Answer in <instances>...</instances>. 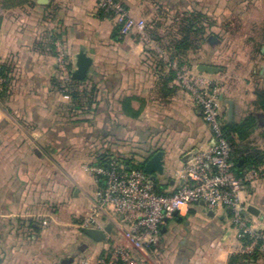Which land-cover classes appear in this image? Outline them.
I'll return each mask as SVG.
<instances>
[{
	"label": "crops",
	"instance_id": "crops-1",
	"mask_svg": "<svg viewBox=\"0 0 264 264\" xmlns=\"http://www.w3.org/2000/svg\"><path fill=\"white\" fill-rule=\"evenodd\" d=\"M13 1L0 0V64H12L15 78L13 94L6 104L0 102V264H64L71 257L69 264H99L103 250L121 236L113 225L107 239L98 242L78 226L99 188L97 173L85 167L101 166L102 154L133 167L163 150L165 171L156 174L155 184L171 192L180 184L187 154L209 146L212 133L177 77L168 80L157 70L160 43L146 45L137 33L114 39L115 22L100 14L98 0L7 4ZM123 1L130 14L141 19L155 3L156 10L162 8L157 11L161 20L173 7V0ZM222 1L226 6L231 0ZM175 4L180 13L198 8L209 13L211 6L200 0ZM253 44L249 37L242 45L252 50ZM81 47L93 57L88 76L99 103L71 119V99L55 88L65 76L57 51L62 48L74 62ZM214 62L196 63L192 69L221 81L223 111L227 118L226 99H232L233 120L238 121L254 111L255 88L264 86L263 69L257 79L253 69L252 76L235 77L237 81L228 78L223 66L216 74L197 69ZM126 98L130 108L140 111L138 116L127 114L122 103ZM251 140L264 146V125ZM243 198L260 209L258 216L247 214L250 223L264 228L263 176L248 185ZM83 243L86 247L78 251ZM254 250L244 249L228 209L195 203L186 216L165 221L157 243L144 254L149 264H230L232 255ZM258 256L246 264H264V249Z\"/></svg>",
	"mask_w": 264,
	"mask_h": 264
},
{
	"label": "built area",
	"instance_id": "built-area-1",
	"mask_svg": "<svg viewBox=\"0 0 264 264\" xmlns=\"http://www.w3.org/2000/svg\"><path fill=\"white\" fill-rule=\"evenodd\" d=\"M98 8L122 26L124 36L137 33L141 40L151 44L147 22L130 14L121 0H98ZM56 43L60 46L58 39ZM161 55H163L161 53ZM165 54L163 60L176 73L177 80L188 91L199 107L203 120L208 124L213 142L207 147L193 150L180 171V184L171 192L157 193L155 179L144 169L112 160L109 166H86L97 173L99 188L89 210L80 218L81 228L104 229L106 223L118 226L120 238L114 240L109 254L99 257V264H146L145 251L157 243L166 219L186 216L190 205L204 201L207 208H226L231 214L237 237L245 235L252 241L244 244L246 251L260 245L264 249V228L254 227L245 214L248 203L243 195L248 185L262 177L257 169L239 174L231 160V144L223 128V102L221 87L213 78L195 74L187 65H179L176 58ZM166 58V59H165ZM58 65L67 81H72L69 61L62 52ZM4 79L0 77V88ZM107 224V225H108ZM84 264L87 260L83 261Z\"/></svg>",
	"mask_w": 264,
	"mask_h": 264
},
{
	"label": "trees",
	"instance_id": "trees-1",
	"mask_svg": "<svg viewBox=\"0 0 264 264\" xmlns=\"http://www.w3.org/2000/svg\"><path fill=\"white\" fill-rule=\"evenodd\" d=\"M30 0H22V1H13L7 3L8 5L15 6L17 4L27 3ZM6 4V5H7ZM7 5V6H8ZM102 16H106L100 11ZM182 16L180 23L178 24V29L176 31L175 39L169 41V50L171 53V59L174 57L180 56L181 58L184 54L195 47L197 41L201 39L206 43H215L212 41L213 36L216 33H219L218 30V20L215 16H211L207 10L204 9H194L191 12L184 13ZM1 25V20H0ZM158 22H156V26ZM160 25V24H159ZM156 27V30H151L150 37L154 40H161V34L158 33V29L160 26ZM122 26L120 24H116L112 33V37L116 40H120L124 35L121 33ZM157 70L160 73L167 75L168 80L173 79L176 76V73L173 69H171L168 64L162 59H158ZM70 68L72 65H69ZM14 67L10 63H2L0 64V77L4 79L3 88L0 90V100L6 101L9 98V90L14 79ZM73 84H78L81 87V90L72 91V100L73 106L77 109L78 113L81 115L82 112L89 110L91 106L97 105L99 103L98 94L96 86L92 84V87L89 83V76L84 80H77L72 77ZM89 81V82H88ZM255 100L253 102L254 111L248 113L242 119L236 121H228L226 118V113L224 112L223 119V128L226 133L227 138L231 144V160L235 163V170L241 174L249 169H257L260 171L262 176L264 177V146H259L255 144L251 140V136L255 132V130L261 125L259 115L264 113V86L257 85L255 88ZM123 107L126 110L127 114L131 116H138L140 111H135L130 108V98H126L122 101ZM86 120V119H82ZM103 156V157H102ZM114 156L109 154H102L99 158L101 166L107 167L110 162L114 160ZM125 162V161H124ZM241 163V164H240ZM133 167H138L144 169V162L138 163ZM156 183V182H155ZM155 190L157 193H166L162 190H159L157 186H155ZM78 221V226L80 227ZM81 228V227H80ZM252 241V236L245 235L242 238V242L244 244H248ZM86 247V244L83 243L80 245L77 250L82 251ZM109 248L103 250L100 257L109 254ZM260 254V245H257L255 250L251 254H234L230 258V264H246L247 262H254L258 259V255ZM74 260L73 257L64 261V264H69ZM124 264V263H118Z\"/></svg>",
	"mask_w": 264,
	"mask_h": 264
},
{
	"label": "rangeland",
	"instance_id": "rangeland-1",
	"mask_svg": "<svg viewBox=\"0 0 264 264\" xmlns=\"http://www.w3.org/2000/svg\"><path fill=\"white\" fill-rule=\"evenodd\" d=\"M200 1L204 5L205 4L211 5L209 14L217 18L219 22L217 28L220 32L216 33L215 36H213L216 40L215 43L210 44L211 46L208 43L199 39L197 41L198 44H196L195 47H193L191 50L187 51L182 58L180 56L174 57L178 60L179 65L185 64L191 69V71L195 72V70H193L192 67H194L196 63L206 62L212 59L215 62L211 64H214L216 66L226 67L228 78H230L233 81H237L235 77H240L242 75L252 76L253 69H256L257 71L253 75L256 76V79L259 78V74H260L259 72L261 69H263V73H264V48H263L264 39L262 38L264 37V0H259L258 2L256 0H250L246 2L240 0L237 1L231 0L226 2V6L224 5L225 3L222 0H220L219 2L218 0H200ZM171 4L173 5V7H170V9L168 10V15L164 17L165 19L161 20L160 16H158L157 11L162 10V8L156 10V6L158 5V3H155L156 6L153 5L152 11H150L151 13H149L148 16H145V18H143L147 22L148 33H150L151 30L154 29L156 30V27L160 24L158 31H162L161 40L157 41L155 39L153 40L151 37L150 38L153 42L155 41L157 43H160L158 44L160 48L159 52H161L163 55L165 54L166 56L164 57H168V58H171V53L168 48L169 41L175 39L176 37L175 33L178 29V24L180 23L182 16L185 15L184 13H186V12L180 13L175 11V5H176L175 0H173ZM228 7L230 9L228 13L233 14V16H231L230 18L227 16L228 13L226 12L228 10ZM225 8L226 11H224ZM148 9L150 10V8ZM98 10L100 12L99 8ZM241 13H243L242 16ZM154 14L155 16H153ZM104 17L112 19L110 16L107 15ZM156 22H158L157 26H156ZM226 26H228L229 28ZM225 27L227 28L226 30ZM53 33L54 34L52 35L53 37L52 39L55 41L58 35L55 32ZM249 37L252 38V42L254 43L253 44L254 47L252 50H248L242 45L245 39ZM146 45L148 44L146 43ZM262 48L263 50H261ZM57 52H62L64 54L62 48H60V50ZM161 53H159L160 55L158 54L160 57L163 56L161 55ZM67 60L69 61V65L71 64L73 67V62L71 61L72 59L67 57ZM65 77L66 76H64V78H62L61 81L56 84L55 88L59 92L67 95L71 99L69 104V107H71V111H70L71 113L70 114L68 113V117L72 119V117H77L80 114L78 113L77 109H75L73 106L71 93L74 90L75 91L79 89L81 90V87H79L78 84L75 83L73 84V81H67ZM216 81L219 82L217 83L221 87V81L220 80H216ZM14 83H15V78L13 79L9 90L10 93L9 98L11 97L13 91L15 90ZM1 86L2 87L0 88V90L3 88V84ZM90 87L91 85L88 86L87 88ZM0 102L6 104L7 100L6 101L0 100ZM114 158L119 162H124L119 157L114 156ZM50 244L55 245L54 242H50ZM144 257L146 260L145 263L149 264L148 258L145 254Z\"/></svg>",
	"mask_w": 264,
	"mask_h": 264
},
{
	"label": "water",
	"instance_id": "water-1",
	"mask_svg": "<svg viewBox=\"0 0 264 264\" xmlns=\"http://www.w3.org/2000/svg\"><path fill=\"white\" fill-rule=\"evenodd\" d=\"M37 1H39L40 3H46L49 0H37ZM215 40L216 39L213 37L212 41ZM92 63H93V57L88 54V51L85 47H81L80 50L74 56L73 67L71 70L72 77L77 80H84L88 75V71ZM197 69L201 72L216 74L219 71H221L223 68L212 64L202 63L197 66ZM220 99L221 100L224 99L223 94L220 95ZM226 102H227V120L232 121L234 115V101L232 99H226ZM259 117H260V123L264 125V113H261ZM192 154L193 151L189 152L186 156V159L188 160L189 158H191ZM164 155L165 153L163 150H158L152 157L143 161L145 172L154 179H156L157 177L156 174H163L165 171ZM201 203L205 204L204 201H201ZM248 213L258 216L260 214V209L253 204H249L247 206V210L245 214L247 215ZM175 215L177 216L178 213L176 212ZM167 220L168 219H166V221ZM112 230L113 227L111 224L106 225L104 229H97L92 227L82 228V231L85 234H87L91 239L98 242L106 240L108 234L111 233Z\"/></svg>",
	"mask_w": 264,
	"mask_h": 264
}]
</instances>
